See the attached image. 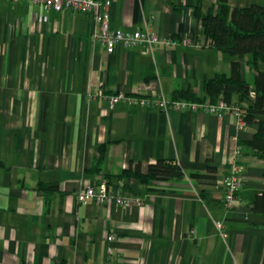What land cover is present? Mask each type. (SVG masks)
I'll return each instance as SVG.
<instances>
[{
	"label": "crops",
	"instance_id": "1",
	"mask_svg": "<svg viewBox=\"0 0 264 264\" xmlns=\"http://www.w3.org/2000/svg\"><path fill=\"white\" fill-rule=\"evenodd\" d=\"M217 2L109 0L111 28L191 43L117 44L107 53L83 12L0 0V264H106L109 244L111 264H264V213L251 208L264 193V159L235 155L258 120L238 129L229 112L111 106L107 97H202L205 78L229 74L234 57L209 43L195 14ZM249 58L239 59L240 74L252 84ZM158 158L175 160L185 176L152 188L119 176ZM234 160L242 180L227 209L223 178ZM210 164L216 178L200 177ZM102 180L142 204L77 202L79 189Z\"/></svg>",
	"mask_w": 264,
	"mask_h": 264
},
{
	"label": "trees",
	"instance_id": "2",
	"mask_svg": "<svg viewBox=\"0 0 264 264\" xmlns=\"http://www.w3.org/2000/svg\"><path fill=\"white\" fill-rule=\"evenodd\" d=\"M195 14L209 43L234 58L230 62L229 74L218 72L203 80L202 97L184 91L174 98L215 102L221 97L227 103L236 104L232 100V95L238 94L239 101L246 103L242 107L236 104L243 111V119L247 123L258 120V129L253 137L240 142L237 147L239 156L248 151L253 156L264 159V5L252 3L248 6H231L228 0H218L217 4L209 7L205 13L196 6ZM246 55L250 57L249 68L254 70L252 84L240 74L239 59ZM215 173L216 168L210 164L207 171L199 176L215 179ZM119 176L136 178L152 188L154 181L158 179H181L185 172L175 160L158 158L149 163L145 171L142 170L140 163H135ZM251 208L264 213V193L251 201Z\"/></svg>",
	"mask_w": 264,
	"mask_h": 264
},
{
	"label": "built area",
	"instance_id": "3",
	"mask_svg": "<svg viewBox=\"0 0 264 264\" xmlns=\"http://www.w3.org/2000/svg\"><path fill=\"white\" fill-rule=\"evenodd\" d=\"M12 2H28L40 5L46 9H54L56 11H78L83 12L91 17L97 24V29L93 33L94 40L105 46L107 53L114 51L117 44L125 46L135 45L138 43H147L153 45L155 43L162 44H177L191 43L187 38L174 39L170 36H161L156 32L147 29L125 30L110 27V18L108 13L109 0H10ZM99 95H103V91H97ZM110 105L119 100H126L131 105L143 106L148 108H158L164 111L184 110L188 112H214L221 115L223 112H229L235 119V124L238 129L243 128L247 122L242 117V109L236 104L227 103L223 98H218L215 102L209 100H186L177 98H167L162 94L153 95H132L122 92L112 93L107 96ZM236 158L239 156V150H235ZM242 180V166L237 160H234L229 171L223 178L224 190L222 194V203L225 208H230L233 200L236 197L237 191ZM78 203H85L93 200L98 203H110L113 200L123 207L132 205H141L142 199L137 196L121 194L114 187H109L106 181L102 180L99 183L87 184L79 189L75 194ZM217 227L222 236H226L222 224L217 222ZM115 239V235L108 234L107 241L111 242ZM116 247L109 244L106 248L107 261L106 264H111V260L116 254Z\"/></svg>",
	"mask_w": 264,
	"mask_h": 264
}]
</instances>
